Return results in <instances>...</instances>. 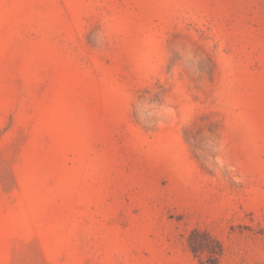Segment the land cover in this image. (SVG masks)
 <instances>
[{"label": "rangeland", "instance_id": "1", "mask_svg": "<svg viewBox=\"0 0 264 264\" xmlns=\"http://www.w3.org/2000/svg\"><path fill=\"white\" fill-rule=\"evenodd\" d=\"M264 264V0H0V264Z\"/></svg>", "mask_w": 264, "mask_h": 264}, {"label": "trees", "instance_id": "2", "mask_svg": "<svg viewBox=\"0 0 264 264\" xmlns=\"http://www.w3.org/2000/svg\"><path fill=\"white\" fill-rule=\"evenodd\" d=\"M213 260H214V264H217V262H216V261H217V260H216V257H214Z\"/></svg>", "mask_w": 264, "mask_h": 264}]
</instances>
